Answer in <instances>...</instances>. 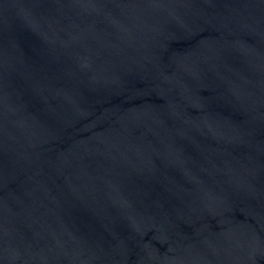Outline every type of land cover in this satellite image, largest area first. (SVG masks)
Wrapping results in <instances>:
<instances>
[{"label":"water","instance_id":"95a60500","mask_svg":"<svg viewBox=\"0 0 264 264\" xmlns=\"http://www.w3.org/2000/svg\"><path fill=\"white\" fill-rule=\"evenodd\" d=\"M0 264H264V0H0Z\"/></svg>","mask_w":264,"mask_h":264}]
</instances>
